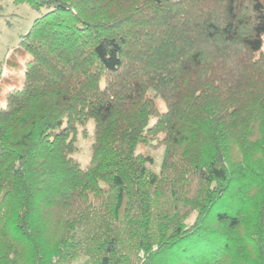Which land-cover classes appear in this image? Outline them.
<instances>
[{"label":"trees","instance_id":"obj_1","mask_svg":"<svg viewBox=\"0 0 264 264\" xmlns=\"http://www.w3.org/2000/svg\"><path fill=\"white\" fill-rule=\"evenodd\" d=\"M13 2L46 12L0 105V264H264V0Z\"/></svg>","mask_w":264,"mask_h":264},{"label":"rangeland","instance_id":"obj_2","mask_svg":"<svg viewBox=\"0 0 264 264\" xmlns=\"http://www.w3.org/2000/svg\"><path fill=\"white\" fill-rule=\"evenodd\" d=\"M46 12V8L34 9L27 3L15 4L13 0H0V105L5 104L7 90L19 88L23 83V66L30 55L20 47V38L27 32L35 18ZM261 54L264 57V35ZM160 111L165 110L161 99H157ZM153 118L150 122H153ZM94 121L89 119L80 126L76 135L72 156L81 167H86L91 157ZM149 150L154 160L148 167L154 172L160 171L163 146L139 145L136 151ZM193 215L188 218L192 221Z\"/></svg>","mask_w":264,"mask_h":264}]
</instances>
